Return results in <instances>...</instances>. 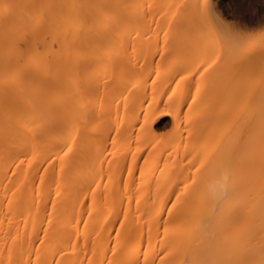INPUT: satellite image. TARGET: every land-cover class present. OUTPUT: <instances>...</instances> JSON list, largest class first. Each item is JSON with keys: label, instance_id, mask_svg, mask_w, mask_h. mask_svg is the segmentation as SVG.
<instances>
[{"label": "bare ground", "instance_id": "bare-ground-1", "mask_svg": "<svg viewBox=\"0 0 264 264\" xmlns=\"http://www.w3.org/2000/svg\"><path fill=\"white\" fill-rule=\"evenodd\" d=\"M211 8L0 0V264H264V38Z\"/></svg>", "mask_w": 264, "mask_h": 264}, {"label": "rangeland", "instance_id": "rangeland-1", "mask_svg": "<svg viewBox=\"0 0 264 264\" xmlns=\"http://www.w3.org/2000/svg\"><path fill=\"white\" fill-rule=\"evenodd\" d=\"M208 2L212 7L211 10H214L213 14L216 15L212 19L214 25L219 26L220 30L234 33L242 38L251 35V37H257L256 40L264 38V0H208ZM21 43L23 45V42ZM258 50L261 51L259 48L256 49L257 52ZM259 54L253 58L256 63L262 61L264 56ZM192 84H195L193 78ZM196 86L197 81L196 85H192V87L195 88ZM159 118L155 120V123L160 129H163L164 124L169 122V118L167 116H160Z\"/></svg>", "mask_w": 264, "mask_h": 264}]
</instances>
